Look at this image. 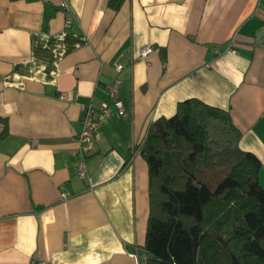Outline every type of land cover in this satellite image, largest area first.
<instances>
[{
  "label": "crops",
  "instance_id": "0c3cea01",
  "mask_svg": "<svg viewBox=\"0 0 264 264\" xmlns=\"http://www.w3.org/2000/svg\"><path fill=\"white\" fill-rule=\"evenodd\" d=\"M107 2L0 0V264H142L137 147L184 99L229 112L264 185V0ZM115 79L125 115L108 94ZM103 102L109 115L83 151L84 120Z\"/></svg>",
  "mask_w": 264,
  "mask_h": 264
},
{
  "label": "trees",
  "instance_id": "16d2710c",
  "mask_svg": "<svg viewBox=\"0 0 264 264\" xmlns=\"http://www.w3.org/2000/svg\"><path fill=\"white\" fill-rule=\"evenodd\" d=\"M123 0H108L117 10ZM229 112L179 101L137 149L148 171L144 264H264L261 162L239 147Z\"/></svg>",
  "mask_w": 264,
  "mask_h": 264
},
{
  "label": "built area",
  "instance_id": "2783aa9c",
  "mask_svg": "<svg viewBox=\"0 0 264 264\" xmlns=\"http://www.w3.org/2000/svg\"><path fill=\"white\" fill-rule=\"evenodd\" d=\"M60 7L63 11H67L69 9L68 0H60ZM70 19L66 20L65 27L70 26ZM66 33V29L64 28L60 33V37H63ZM236 50H232L235 52ZM152 52V47L149 45H145L138 51V57L144 59L149 53ZM123 67L122 63L115 64V69L120 70ZM120 86V80L115 79L108 88V94L112 98V103L118 110L120 115H125L126 111L124 109L122 101L116 97L117 90ZM96 111V117L94 118V109L89 108L88 114L84 120L82 131L79 134V143L80 147L83 151H90L92 149L93 141L98 136V130L100 128V121L106 118L109 115V106L107 102L101 103ZM78 175L83 178L86 175V168L83 162H80L78 165ZM63 196V195H62ZM40 264H45L40 262Z\"/></svg>",
  "mask_w": 264,
  "mask_h": 264
},
{
  "label": "rangeland",
  "instance_id": "374dc122",
  "mask_svg": "<svg viewBox=\"0 0 264 264\" xmlns=\"http://www.w3.org/2000/svg\"><path fill=\"white\" fill-rule=\"evenodd\" d=\"M132 254H134L135 256L138 257V254L136 253V251L134 250V252H132ZM142 264H144L143 258H142Z\"/></svg>",
  "mask_w": 264,
  "mask_h": 264
}]
</instances>
